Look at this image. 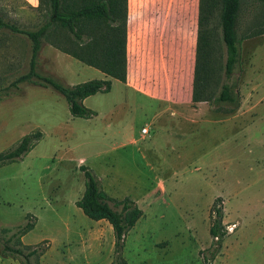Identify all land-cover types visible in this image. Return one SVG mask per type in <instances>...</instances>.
<instances>
[{
    "label": "rangeland",
    "instance_id": "rangeland-1",
    "mask_svg": "<svg viewBox=\"0 0 264 264\" xmlns=\"http://www.w3.org/2000/svg\"><path fill=\"white\" fill-rule=\"evenodd\" d=\"M198 5L199 0H130L126 82L115 81L109 93L84 101L96 113L90 119L71 117L65 99L51 88H11L28 71L30 41L0 30V152L27 134H43L22 160L0 167V227L22 225L27 213L35 216L22 242L47 240L41 264L113 260L111 226L75 206L84 191L81 165L109 197L129 198L143 213L125 240L127 264H202L217 198L227 235L213 264H264V4L241 3L240 103L231 113L228 103L191 101ZM30 6L1 1L0 16L35 30L46 17ZM220 13L217 0L208 24L217 67L224 63ZM58 36L51 39L71 37L65 30ZM62 55L43 40L36 72L64 85L105 79ZM0 264L19 263L0 255Z\"/></svg>",
    "mask_w": 264,
    "mask_h": 264
},
{
    "label": "trees",
    "instance_id": "trees-1",
    "mask_svg": "<svg viewBox=\"0 0 264 264\" xmlns=\"http://www.w3.org/2000/svg\"><path fill=\"white\" fill-rule=\"evenodd\" d=\"M9 1V0H0ZM24 3L30 6L28 2ZM242 1L220 0V29L224 45V63L217 67L213 54V38L208 24L217 6V0H199L197 34L192 77V103H228L233 105L227 113L238 108L240 95L238 79L240 67V44L236 35L237 19ZM264 4V0H252ZM32 9L41 10L45 22L35 30L19 28L0 16V30L23 35L30 41L28 71L15 79L11 88L23 83L51 88L62 96L73 118L90 119L96 113L84 105V100L98 93H109L112 80L126 82L127 76V17L128 0H38ZM60 30L70 34L62 43L55 42ZM60 39V38H59ZM43 40L59 52L70 56L85 66L100 71L105 79H94L75 85H64L36 72L37 56ZM221 68L222 82L215 95L214 78ZM40 131L23 136L11 149L0 152V167L22 160L41 141ZM84 176V191L75 206L92 221H106L112 229L113 260L110 264H127L122 251L129 231L143 213L136 202L129 198L116 200L102 189L99 179L88 167L81 165ZM222 202L217 198L211 208L208 234L209 248L201 252L202 264H213L227 235L223 225ZM35 216L27 213L25 222L16 227H0V255L12 258L19 264H41V257L49 249L47 240L26 245L22 238L35 227ZM264 241V237H263Z\"/></svg>",
    "mask_w": 264,
    "mask_h": 264
},
{
    "label": "crops",
    "instance_id": "crops-1",
    "mask_svg": "<svg viewBox=\"0 0 264 264\" xmlns=\"http://www.w3.org/2000/svg\"><path fill=\"white\" fill-rule=\"evenodd\" d=\"M130 20H131V14H130V0H128V17H127V41H128V28H129V23H130ZM126 47H127V44H126ZM41 50V49H40ZM40 52V51H39ZM63 54V53H62ZM62 56H65V54H63ZM70 56L66 55L65 58H68ZM73 59V58H72ZM74 60V59H73ZM82 64V63H81ZM105 77V76H104ZM115 82V80H112V85L113 83ZM125 83H122V85H124ZM132 94L138 96V97H141V98H146L150 101H155V102H161L164 104V102L167 101V98L166 99H162V98H152V96L150 95H146V94H138V93H133L131 92ZM86 100V99H85ZM84 100V101H85ZM166 105V104H165ZM146 128V127H144ZM143 136V135H142ZM147 136V135H145ZM143 136V137H145Z\"/></svg>",
    "mask_w": 264,
    "mask_h": 264
},
{
    "label": "built area",
    "instance_id": "built-area-1",
    "mask_svg": "<svg viewBox=\"0 0 264 264\" xmlns=\"http://www.w3.org/2000/svg\"><path fill=\"white\" fill-rule=\"evenodd\" d=\"M141 134H142L143 136L148 135V134H149L148 129H147V128H142V129H141Z\"/></svg>",
    "mask_w": 264,
    "mask_h": 264
}]
</instances>
